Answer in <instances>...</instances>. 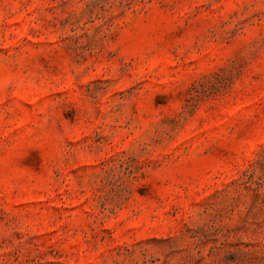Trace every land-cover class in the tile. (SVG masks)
I'll use <instances>...</instances> for the list:
<instances>
[{
	"label": "rangeland",
	"instance_id": "rangeland-1",
	"mask_svg": "<svg viewBox=\"0 0 264 264\" xmlns=\"http://www.w3.org/2000/svg\"><path fill=\"white\" fill-rule=\"evenodd\" d=\"M0 264H264V0H0Z\"/></svg>",
	"mask_w": 264,
	"mask_h": 264
}]
</instances>
